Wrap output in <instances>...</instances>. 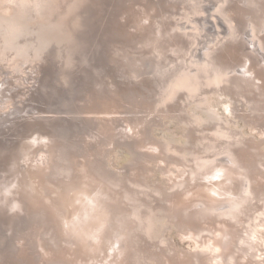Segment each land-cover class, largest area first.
Listing matches in <instances>:
<instances>
[{"label":"rangeland","instance_id":"374dc122","mask_svg":"<svg viewBox=\"0 0 264 264\" xmlns=\"http://www.w3.org/2000/svg\"><path fill=\"white\" fill-rule=\"evenodd\" d=\"M263 90L264 0H0V264H89L32 198L77 175L130 209L126 264H264L261 199L253 227L186 205L229 199L232 157L264 196Z\"/></svg>","mask_w":264,"mask_h":264},{"label":"bare ground","instance_id":"6f19581e","mask_svg":"<svg viewBox=\"0 0 264 264\" xmlns=\"http://www.w3.org/2000/svg\"><path fill=\"white\" fill-rule=\"evenodd\" d=\"M254 22H255V19H254ZM114 55H116V54H114ZM216 64H218V63H216ZM219 66H220V64H219ZM215 67H217V65H215ZM240 70L244 71L245 68L239 69L238 71H240ZM227 71H229V70H226V72ZM236 74L237 73L235 72V75ZM238 77H240V75H238ZM238 80L240 81V79H238ZM233 81H235V79ZM236 81H237V79H236ZM252 82H255L254 78H253ZM237 83H238V81L236 82V85H237ZM256 83H257V81H256ZM256 83H253V84H256ZM250 85H252V84H250ZM245 86H246V84H245ZM247 86H249V85H247ZM250 87H249V91L254 89L252 87L253 89L250 90ZM257 87H258V85H257ZM259 87H260V85H259ZM245 88H244V90H245ZM240 90H242V89H240ZM259 90H260V88H259ZM251 92H253V91H251ZM251 92H250V94H252ZM256 95H260V94L257 93ZM258 99H259V97H258ZM260 99H262L261 95H260ZM254 101H255V99H254ZM261 102H263V100L260 101V103ZM261 104L262 105H260V106L263 107L264 104L263 103H261ZM256 108H257V106H256ZM256 111H257V109H256ZM244 144H245V142H244ZM247 146H248V144H247ZM254 146L255 145H253V147ZM253 147H252V149H253ZM242 149H243V147H242ZM248 149H250V147ZM230 151H232V150H230ZM236 152H237V150H236ZM239 153H241V152H239ZM257 153H258V150H257ZM252 154L256 155L255 152ZM247 157H249V155ZM237 159L235 157L229 158V161H231L235 167H231V168L226 170L229 179L234 183V188L232 191L233 194L223 204L222 203H215V201H212V199L206 198L203 195H199L198 197L192 198L190 200V204H186V205H197V206H195L196 208L192 212L189 209V211H190L189 214H188V212H186L190 218H193V220L196 219L197 221H206L209 219H213V220L217 221V220H221V219L222 220L226 219V220H229L231 223H237V225H240L241 222L239 224H238V222L241 219H245L247 221L246 223L249 227L254 226V222H255L254 218H256L257 216L254 215L253 205L252 206L250 205V200H254L255 198H259L264 203V196L263 197H262V195L260 196V194L251 185L252 184L251 178L253 177L252 176L253 168H251V169L242 168L241 167L242 163L240 164V161L238 162ZM223 161H224V159H223ZM254 161H255V158H254ZM206 162L207 161L205 160L197 166L198 170H200V174L207 175V177H209V176H215L220 172L224 173L222 168L218 167V165H214V164L209 165L210 163L207 164ZM255 164L252 167H255L256 166ZM190 166H192V165H190ZM29 169H31V168H29ZM73 171H74V169H73ZM194 173H195V171H194ZM256 173H258V172H256ZM260 173H261V170H260ZM67 174L68 173H66V175ZM33 175H34V173H33ZM39 175H41V174H39ZM97 175H98V173H97ZM262 175H264V169L262 171ZM194 176L196 177V175H194ZM194 176H193V179H194ZM36 177L37 176H35V179L33 181L34 183H33L32 198L34 199V201H39V203L43 202V204L46 207L47 215L49 216V218H51L53 220V222L56 223V225L58 227L59 235H61L60 236L61 240H64L65 242H71V243L76 245V248L74 249V253H72V254H74V256L77 259H79L81 261H86L89 264H126L127 263L128 259L130 258V255H129V253H130L129 252L130 238L129 237L130 236L132 237V235H130V231L132 230L131 229L132 214H131L130 209L128 208L127 204L123 200V198L116 195V193H114L112 190L100 185L99 183H97V181L93 177L88 176V175L87 176L77 175L76 177L70 179L68 182H66L60 186H57L56 188H52L51 186L46 185L43 182V179H42L43 177H38L39 179H37ZM44 178H45V176H44ZM100 179H102V178H100ZM44 181H45V179H44ZM104 181H106V180H104ZM208 191H210V190H208ZM126 199H127V197H126ZM131 203L132 202H130V204ZM187 210L188 209H186V210L183 209V211H187ZM183 211H181V212H183ZM102 212H103V216H105L106 219H104L101 223L99 222L100 225L97 226L96 224H97L98 218ZM136 212L138 213V211H136ZM175 214H174V216H175ZM178 215H180V214L178 213ZM184 215H185V212H184ZM186 222H188V221H186ZM95 225L97 226L96 228L94 227ZM241 225H243V223H241ZM139 227H140V225H139ZM238 227H240V226H238ZM188 228H189V226H188ZM202 230H200V231H202ZM208 230H210V229H208ZM240 230L241 229H239V231ZM132 232H134V231H132ZM132 232H131V234H132ZM200 234L201 233H199V235L197 237L200 238L203 233L201 235ZM208 235H206V236H208ZM211 236H212V233H211ZM244 241H246V239H244ZM237 242H236V244H237ZM244 243H246V242H244ZM255 247L256 246H254L253 248H255ZM66 249L67 248L64 247L61 250L64 253V252H67ZM252 250L256 251L255 249H252ZM253 252H251V253H253ZM203 255H204V253H203ZM230 256L228 255V257H230ZM252 259H254V258L252 257ZM132 263H134V261ZM230 263H232V262H230Z\"/></svg>","mask_w":264,"mask_h":264}]
</instances>
